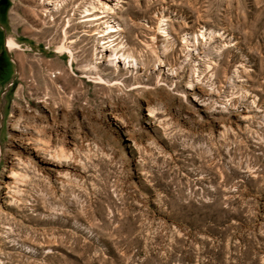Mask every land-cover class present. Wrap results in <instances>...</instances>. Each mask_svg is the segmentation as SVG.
Returning <instances> with one entry per match:
<instances>
[{"label": "rangeland", "instance_id": "1", "mask_svg": "<svg viewBox=\"0 0 264 264\" xmlns=\"http://www.w3.org/2000/svg\"><path fill=\"white\" fill-rule=\"evenodd\" d=\"M0 56V264H264V0H0Z\"/></svg>", "mask_w": 264, "mask_h": 264}, {"label": "bare ground", "instance_id": "2", "mask_svg": "<svg viewBox=\"0 0 264 264\" xmlns=\"http://www.w3.org/2000/svg\"><path fill=\"white\" fill-rule=\"evenodd\" d=\"M87 11H90V9H88ZM104 12H107V11H104ZM51 15V14H50ZM105 16H107L106 14H105ZM102 17H104V16H102ZM101 17H98V14H95V13H89V14H87L86 15V19L84 20L85 22H92L93 23V21L94 20H98V19H100ZM105 22H106V24H108L109 23V20H108V18L105 20ZM111 23V22H110ZM106 26H108V25H106ZM115 26V25H114ZM113 25H109V27H114ZM106 28H108V27H106ZM117 30V29H116ZM104 31V30H103ZM106 31V30H105ZM112 31H115V30H112ZM66 34H67V32H66ZM65 38H66V36H65ZM66 40V39H65ZM6 43H7V48L9 49V50H13V49H17V48H20L21 47V44L14 38V37H8L7 38V40H6ZM68 45V44H67ZM65 43H62V44H60V45H58L57 47H56V52H58L59 53V55H64L65 54V52H69L70 53V56H71V54H72V50L67 46ZM124 62H125V60H123V59H120L119 58V63H121V64H124ZM68 66L69 67H72V61H71V59L69 60V63H68Z\"/></svg>", "mask_w": 264, "mask_h": 264}, {"label": "flooded vegetation", "instance_id": "3", "mask_svg": "<svg viewBox=\"0 0 264 264\" xmlns=\"http://www.w3.org/2000/svg\"><path fill=\"white\" fill-rule=\"evenodd\" d=\"M3 59V57L2 56H0V61Z\"/></svg>", "mask_w": 264, "mask_h": 264}]
</instances>
